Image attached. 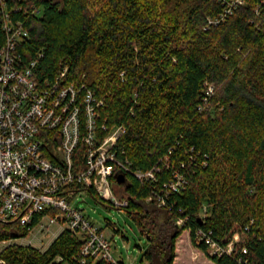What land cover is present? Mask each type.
<instances>
[{
	"label": "trees",
	"instance_id": "16d2710c",
	"mask_svg": "<svg viewBox=\"0 0 264 264\" xmlns=\"http://www.w3.org/2000/svg\"><path fill=\"white\" fill-rule=\"evenodd\" d=\"M231 1L4 0L6 9L0 5V48L8 11L13 23H26L29 31L26 60L44 52L41 76L67 67V83L86 84L104 100L99 122L126 127L116 145L119 157L133 170L160 168L157 182L128 175L129 205L122 208L148 239L143 253L148 264H177L185 230L194 247L209 256L195 240L198 228L222 243L239 234V244L264 264V0H245L215 22ZM209 85L214 92L208 96ZM85 156L80 144L77 168L85 165ZM175 172L187 183L168 198L171 208L158 206L155 198L148 201ZM180 215L189 217L184 226L176 223ZM42 217L28 225L0 221V245L26 237ZM82 244L81 236L64 230L46 250L9 244L0 249V264H114L93 257L82 263ZM211 259L235 264L229 257Z\"/></svg>",
	"mask_w": 264,
	"mask_h": 264
},
{
	"label": "built area",
	"instance_id": "2783aa9c",
	"mask_svg": "<svg viewBox=\"0 0 264 264\" xmlns=\"http://www.w3.org/2000/svg\"><path fill=\"white\" fill-rule=\"evenodd\" d=\"M3 1L0 5L6 9ZM244 2L232 0L215 22L225 20ZM32 10L41 14L39 8L33 6ZM4 17L5 42L0 48V221L28 225L43 215L40 224L47 218L49 224H59L82 237V263L93 257L120 264L112 254L111 235L76 208L72 197L93 189L105 201L126 208L128 175L141 182H157L160 168L156 164L147 171L133 170L128 159H121L116 145L126 127L99 122L104 100L86 84L67 83V67L52 77L41 76L38 67L44 52H38L31 61L25 58L24 45L29 38L26 23H13L8 11ZM213 92L214 86L209 85L206 94ZM80 144L86 148L85 165L77 168L74 155ZM119 175L126 177L124 183L118 181ZM186 183V177L175 172L148 201L155 198L158 206L170 209L168 198ZM116 187L122 188L120 196ZM188 221L184 215L176 219L179 226ZM254 222L252 218L244 230L250 231ZM240 239L237 234L222 243L212 231H195L196 242L205 244L211 258L260 264L250 247L239 244Z\"/></svg>",
	"mask_w": 264,
	"mask_h": 264
},
{
	"label": "rangeland",
	"instance_id": "374dc122",
	"mask_svg": "<svg viewBox=\"0 0 264 264\" xmlns=\"http://www.w3.org/2000/svg\"><path fill=\"white\" fill-rule=\"evenodd\" d=\"M115 190L119 195L122 188L116 187ZM72 202L76 208L84 210L89 220L111 235L112 254L115 260L124 264H148L143 258V253L148 247V239L141 233L139 226L126 210L118 208L109 201L100 200L88 189L74 195ZM62 231L64 230L59 224H49L46 218L43 224L39 222L26 237L2 242L0 249L17 243L46 250ZM181 236L182 239L177 243V264H215L210 256L201 254L194 247L188 230H185Z\"/></svg>",
	"mask_w": 264,
	"mask_h": 264
},
{
	"label": "water",
	"instance_id": "95a60500",
	"mask_svg": "<svg viewBox=\"0 0 264 264\" xmlns=\"http://www.w3.org/2000/svg\"><path fill=\"white\" fill-rule=\"evenodd\" d=\"M118 181H119L120 183H124V182L126 181V177H125L124 175H119V176H118Z\"/></svg>",
	"mask_w": 264,
	"mask_h": 264
}]
</instances>
